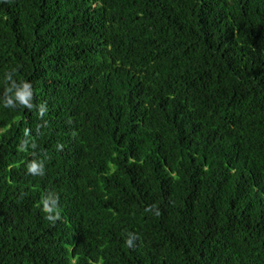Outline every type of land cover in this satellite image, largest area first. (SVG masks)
I'll list each match as a JSON object with an SVG mask.
<instances>
[{
  "label": "trees",
  "instance_id": "obj_1",
  "mask_svg": "<svg viewBox=\"0 0 264 264\" xmlns=\"http://www.w3.org/2000/svg\"><path fill=\"white\" fill-rule=\"evenodd\" d=\"M0 264H264V0H0Z\"/></svg>",
  "mask_w": 264,
  "mask_h": 264
},
{
  "label": "clouds",
  "instance_id": "obj_2",
  "mask_svg": "<svg viewBox=\"0 0 264 264\" xmlns=\"http://www.w3.org/2000/svg\"><path fill=\"white\" fill-rule=\"evenodd\" d=\"M30 89H31V85L24 84L22 90L21 91H18L16 93L17 98L20 100L21 103H23L25 105L28 104V100L31 97V91H30ZM30 171L36 172L37 171V165L33 164L30 167Z\"/></svg>",
  "mask_w": 264,
  "mask_h": 264
}]
</instances>
